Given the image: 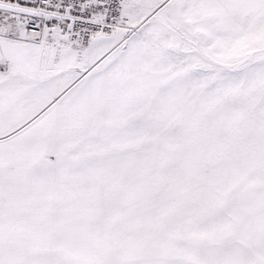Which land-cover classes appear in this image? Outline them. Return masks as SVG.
<instances>
[{
    "label": "snow or ice",
    "instance_id": "6c2138e0",
    "mask_svg": "<svg viewBox=\"0 0 264 264\" xmlns=\"http://www.w3.org/2000/svg\"><path fill=\"white\" fill-rule=\"evenodd\" d=\"M0 264H264V0H0Z\"/></svg>",
    "mask_w": 264,
    "mask_h": 264
}]
</instances>
